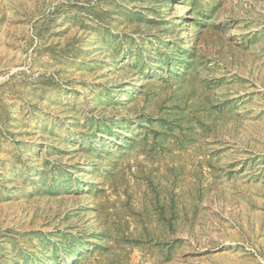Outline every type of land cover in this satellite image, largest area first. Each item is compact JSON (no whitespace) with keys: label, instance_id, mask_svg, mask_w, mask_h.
I'll return each instance as SVG.
<instances>
[{"label":"rangeland","instance_id":"obj_1","mask_svg":"<svg viewBox=\"0 0 264 264\" xmlns=\"http://www.w3.org/2000/svg\"><path fill=\"white\" fill-rule=\"evenodd\" d=\"M0 264H264V0H0Z\"/></svg>","mask_w":264,"mask_h":264}]
</instances>
